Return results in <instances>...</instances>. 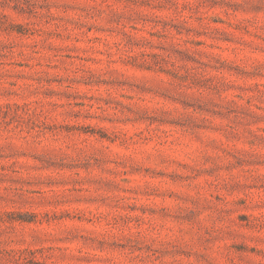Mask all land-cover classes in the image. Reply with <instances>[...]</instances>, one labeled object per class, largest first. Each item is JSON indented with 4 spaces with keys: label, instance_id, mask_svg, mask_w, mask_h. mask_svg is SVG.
Segmentation results:
<instances>
[{
    "label": "rangeland",
    "instance_id": "374dc122",
    "mask_svg": "<svg viewBox=\"0 0 264 264\" xmlns=\"http://www.w3.org/2000/svg\"><path fill=\"white\" fill-rule=\"evenodd\" d=\"M0 264H264V0H0Z\"/></svg>",
    "mask_w": 264,
    "mask_h": 264
}]
</instances>
